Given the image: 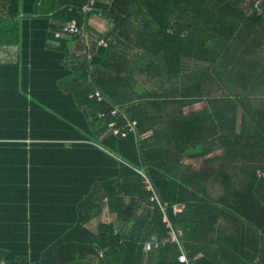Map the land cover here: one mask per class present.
Segmentation results:
<instances>
[{
    "label": "trees",
    "instance_id": "16d2710c",
    "mask_svg": "<svg viewBox=\"0 0 264 264\" xmlns=\"http://www.w3.org/2000/svg\"><path fill=\"white\" fill-rule=\"evenodd\" d=\"M87 1L3 2L25 30L20 61L0 65V262L181 264L176 244L143 251L166 214L190 264H264V89L240 92L264 86V0ZM72 19L89 37L50 46L52 21ZM105 209L114 221L91 230Z\"/></svg>",
    "mask_w": 264,
    "mask_h": 264
},
{
    "label": "crops",
    "instance_id": "0c3cea01",
    "mask_svg": "<svg viewBox=\"0 0 264 264\" xmlns=\"http://www.w3.org/2000/svg\"><path fill=\"white\" fill-rule=\"evenodd\" d=\"M3 2H6V0H0V65H15L20 61V57H21L20 50L24 39L23 32L25 30V28L21 26V19L24 16L19 13L16 16L15 20L13 21H9L8 19H5L6 8L3 7L4 5ZM52 23L59 27L62 22L52 21ZM87 23L93 30L101 34L107 33L111 28V23L109 22V20L100 17L98 18V16H92ZM70 37L71 36L63 37L59 40L53 39L49 42V45L53 47H59L61 45L60 40ZM83 37H85L86 39L89 36L85 34V36ZM69 46L74 48L72 43L69 44ZM66 64L70 68H73L76 73L79 72V70L83 68L82 52H80L79 50H72L71 54L66 59ZM198 104H203V102ZM196 105L187 108V109H192L188 111L193 112L198 109H201V108L197 109ZM204 105H206L205 102ZM187 109H185V112H187L186 111ZM198 160H200V162ZM188 163L192 165V173L201 172L205 168L202 159L190 160L188 161Z\"/></svg>",
    "mask_w": 264,
    "mask_h": 264
},
{
    "label": "built area",
    "instance_id": "2783aa9c",
    "mask_svg": "<svg viewBox=\"0 0 264 264\" xmlns=\"http://www.w3.org/2000/svg\"><path fill=\"white\" fill-rule=\"evenodd\" d=\"M93 3V0L89 1V5ZM253 13L257 15L258 17H261L263 22H264V10L262 9L260 2H257L253 5ZM85 34L83 33V30L78 26L76 20L72 19L68 22L61 23L59 28L56 29L53 32V39L54 40H59L63 37H69V36H79ZM99 45L102 47H107V40L101 39L99 41ZM90 99H96L99 103L103 102L105 99L103 95L101 94L100 91H96L94 94L90 95ZM120 114V109L118 107H114L112 112L110 113V117H117ZM99 119H105L106 115L104 113L99 114L98 116ZM135 123H128L127 126L129 127V131H132L134 128ZM108 130L110 133H112L115 136H122L125 137L126 132H124L119 126L116 120H113L109 123L108 125ZM257 176L259 179H264V171H258ZM147 189H150L149 185H147ZM184 206H174L173 211L174 214L176 215L177 213H180L183 211ZM163 222L166 224L167 228L169 229L168 231V236L165 240H163L161 243H155V244H150L146 243L144 245L143 251L148 252L153 248H159L160 246H165L167 243H173L176 244L179 249V257H178V262L181 264H190L188 258L185 255V252L182 247V230H176L170 223L167 215L165 214L163 218ZM102 256V253H101ZM0 264H5L4 262H0Z\"/></svg>",
    "mask_w": 264,
    "mask_h": 264
},
{
    "label": "rangeland",
    "instance_id": "374dc122",
    "mask_svg": "<svg viewBox=\"0 0 264 264\" xmlns=\"http://www.w3.org/2000/svg\"><path fill=\"white\" fill-rule=\"evenodd\" d=\"M99 18V17H98ZM109 22H110V20H109ZM111 23V22H110ZM111 27H112V25H111ZM91 28V27H90ZM262 58H263V60L261 61V65L263 66V68H264V49L262 50ZM262 89H264V86L261 84V85H257V86H254V87H252L251 85H247V86H245L240 92H241V96H244V95H248V94H253V93H257V92H255V91H259V90H262ZM221 92H223V91H221ZM221 92H218V93H221ZM232 92H234V89H231L229 92H227V93H232ZM216 95V94H215ZM218 96V95H217ZM232 97H229V99L231 100V102H232V100H236V99H238V98H235V96L234 95H231ZM227 102H229V101H227ZM206 105H204V102H203V104H198V105H196V108L198 109V108H201V109H203L204 107H205ZM188 110H192V109H187L186 111L187 112H191V111H188ZM198 110H200V109H198ZM263 114H264V112H263ZM199 162H200V160H198ZM205 166V165H204ZM206 167V166H205ZM203 168V167H202ZM100 220L101 221H104V222H111V221H114L113 220V217H112V215H110V214H108V212H107V210L105 209L104 210V212L102 213V215H101V217H99L98 219H96V220H94V221H92L90 224H88L87 226L91 229V230H93V231H96L97 230V226H98V223L100 222ZM115 227H116V222H115Z\"/></svg>",
    "mask_w": 264,
    "mask_h": 264
},
{
    "label": "water",
    "instance_id": "95a60500",
    "mask_svg": "<svg viewBox=\"0 0 264 264\" xmlns=\"http://www.w3.org/2000/svg\"><path fill=\"white\" fill-rule=\"evenodd\" d=\"M89 1H90V0L87 1V7H89Z\"/></svg>",
    "mask_w": 264,
    "mask_h": 264
}]
</instances>
